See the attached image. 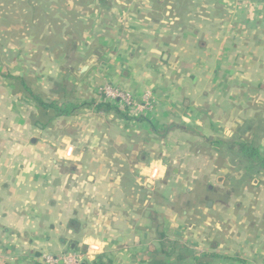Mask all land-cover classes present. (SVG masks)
<instances>
[{"label": "crops", "instance_id": "obj_1", "mask_svg": "<svg viewBox=\"0 0 264 264\" xmlns=\"http://www.w3.org/2000/svg\"><path fill=\"white\" fill-rule=\"evenodd\" d=\"M22 2L0 72L88 105L0 75V264H264V171L233 145L264 153V0ZM106 83L147 116L98 108Z\"/></svg>", "mask_w": 264, "mask_h": 264}, {"label": "trees", "instance_id": "obj_2", "mask_svg": "<svg viewBox=\"0 0 264 264\" xmlns=\"http://www.w3.org/2000/svg\"><path fill=\"white\" fill-rule=\"evenodd\" d=\"M1 76L9 77L10 79L19 80L23 85V80L18 76H12L10 74H5L0 72ZM25 90L27 91L29 97L36 104L45 109H52L56 115H71L82 107L88 105L86 102L76 103L70 101H64L61 103L55 101H46L42 98V96L38 93L32 92L25 85ZM98 108H103L106 110L114 109L118 113H120L123 117L129 119V115L119 106L116 100L109 99H99V103L97 105ZM234 150L238 153L239 158L244 159L246 161V168L249 170H255L256 172L264 171V153L260 151V148L255 145L253 142L247 143L246 141H234ZM183 252H180V257L183 258Z\"/></svg>", "mask_w": 264, "mask_h": 264}, {"label": "built area", "instance_id": "obj_3", "mask_svg": "<svg viewBox=\"0 0 264 264\" xmlns=\"http://www.w3.org/2000/svg\"><path fill=\"white\" fill-rule=\"evenodd\" d=\"M99 99L116 100L119 106L134 119L145 118L151 108L149 93L144 94L140 100L123 90L122 88L110 83L103 84L98 88ZM158 168H152V176H156ZM155 173V174H153ZM89 247L86 250L71 251L63 254L61 257L47 255L46 264H83L85 259H90L91 253Z\"/></svg>", "mask_w": 264, "mask_h": 264}, {"label": "rangeland", "instance_id": "obj_4", "mask_svg": "<svg viewBox=\"0 0 264 264\" xmlns=\"http://www.w3.org/2000/svg\"><path fill=\"white\" fill-rule=\"evenodd\" d=\"M28 1L31 2V0H25L24 5L30 4V3H28ZM22 3H23L22 0H0V53H2L3 55L6 54L5 49H8L9 46L17 43V41L20 38H22V35H26V34L32 35L33 34L32 29L28 30L29 28L27 29L26 27H25L24 31L18 32L15 30V28H16V22L15 21L17 20V18L19 19L20 22H22V23L24 22L25 24H27V23L31 22L32 17H33L32 14H24V15L19 14L18 15L14 11L11 12L8 9L9 7L10 8L17 7L18 4L21 5ZM2 8L5 11L9 10L10 13L3 12ZM36 17H39L44 22H46L47 21L46 19L48 18L47 15H41V16H36ZM57 18H58V20H62L63 16H57ZM56 26H59V24L56 23ZM6 59H7V57H6ZM8 65H10V69H11V65H14V64L8 63ZM0 67H1L0 70H4L6 67V64H4V63L0 64ZM262 128H263V125L261 127L259 126V130Z\"/></svg>", "mask_w": 264, "mask_h": 264}, {"label": "water", "instance_id": "obj_5", "mask_svg": "<svg viewBox=\"0 0 264 264\" xmlns=\"http://www.w3.org/2000/svg\"><path fill=\"white\" fill-rule=\"evenodd\" d=\"M97 64V57L95 55H89L86 59L80 61L74 68L73 72L78 80H81L86 73Z\"/></svg>", "mask_w": 264, "mask_h": 264}, {"label": "clouds", "instance_id": "obj_6", "mask_svg": "<svg viewBox=\"0 0 264 264\" xmlns=\"http://www.w3.org/2000/svg\"><path fill=\"white\" fill-rule=\"evenodd\" d=\"M153 174H155V173H153Z\"/></svg>", "mask_w": 264, "mask_h": 264}]
</instances>
